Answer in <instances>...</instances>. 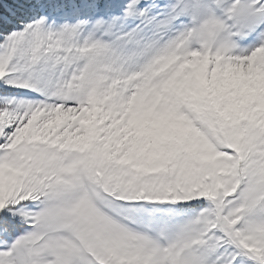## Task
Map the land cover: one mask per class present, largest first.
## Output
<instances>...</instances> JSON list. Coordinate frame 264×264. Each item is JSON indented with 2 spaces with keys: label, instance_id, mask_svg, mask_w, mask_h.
I'll return each mask as SVG.
<instances>
[{
  "label": "snow or ice",
  "instance_id": "1",
  "mask_svg": "<svg viewBox=\"0 0 264 264\" xmlns=\"http://www.w3.org/2000/svg\"><path fill=\"white\" fill-rule=\"evenodd\" d=\"M0 264H264V0H0Z\"/></svg>",
  "mask_w": 264,
  "mask_h": 264
}]
</instances>
